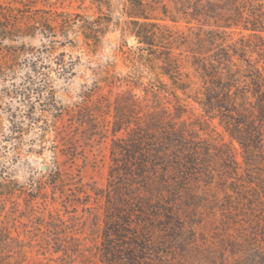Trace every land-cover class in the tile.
Instances as JSON below:
<instances>
[{"label":"rangeland","instance_id":"obj_1","mask_svg":"<svg viewBox=\"0 0 264 264\" xmlns=\"http://www.w3.org/2000/svg\"><path fill=\"white\" fill-rule=\"evenodd\" d=\"M0 6L47 18L58 32L57 44L50 30L16 41L23 54L0 82V96L32 95L28 103L4 95L0 107V264H104L109 246L125 251L133 242L145 243L143 264H264V124L234 135L228 112L206 106L233 85L246 95L240 112L254 120L264 0ZM140 24L160 32L157 51L130 32ZM91 29L96 38L88 40ZM26 50L44 57L40 74L29 71ZM222 53L233 56V84L225 71L202 68ZM11 121L24 123L25 135H13ZM152 122L180 134L149 135L163 158L184 164L179 178L162 180L164 166L145 181L122 175L129 133ZM116 124L123 130L114 134Z\"/></svg>","mask_w":264,"mask_h":264},{"label":"trees","instance_id":"obj_2","mask_svg":"<svg viewBox=\"0 0 264 264\" xmlns=\"http://www.w3.org/2000/svg\"><path fill=\"white\" fill-rule=\"evenodd\" d=\"M136 10V9H135ZM17 12V11H16ZM240 12V11H239ZM24 13V12H23ZM140 18V17H139ZM49 19L39 16H28L24 15L21 17L15 13L14 10L7 9L5 7L0 6V56L2 59H6L5 61L0 62V82L3 81L7 77V73L14 66V63L17 62L20 56L23 54L18 47L14 46L16 41L20 39H35L38 35L45 36L48 30V38H50V42L53 44H57L54 41V38H57L58 32L56 31V27H51L49 24ZM153 26L148 24H140L139 27L130 31L134 34L140 44H143L147 47H150V50L157 51L159 45L161 44L162 37L160 32L157 29H151ZM96 32L90 31V34L86 37L88 40H92L95 37ZM216 41V39H212ZM56 48H52L54 51ZM27 55H31L29 59H27V66L31 73L40 74L42 69H45L44 57L42 54L37 55L34 50H26ZM52 53V52H51ZM233 56L230 54L217 55L213 63L210 64V67L206 65L203 70L208 73L213 70L216 73L220 71H225L226 81L230 84H233L238 77H236L235 72L232 68L234 62L232 61ZM164 61L168 66V63H171L170 56L165 57ZM58 66H61V63H56ZM173 64H170V68H172ZM242 69V68H241ZM256 73L259 71L254 68ZM165 75L172 77L171 73H166ZM259 75H261L259 73ZM212 76V75H211ZM254 76V75H253ZM256 79H253V85L256 89H254L253 95L257 102V107L254 108L255 112L253 113L254 122L249 121L246 113L240 112V100L246 96L245 94L237 97L236 94L233 93V85L224 84L222 91L223 98H213L209 99L208 109L213 107L221 111L228 112V117L230 120L229 129L231 133L234 135H252L254 133H259L257 131V122L260 124H264V80L260 79L261 77L255 76ZM259 78V80L257 79ZM31 85H36V82H30ZM41 87L43 84L41 83ZM29 93H26V92ZM20 91L19 89H15V91L8 90L3 96L10 98L11 101L14 99L21 100L22 102H30L32 99V95L30 94V89ZM31 91H36L39 93L40 89H31ZM3 96H0V107L3 105ZM252 115V113L250 112ZM15 114L13 115V117ZM228 120V119H227ZM39 120H35L31 122L30 128L39 126ZM229 122V121H227ZM164 126V127H162ZM232 126V127H231ZM41 128V127H38ZM45 133L48 132L47 129H42ZM123 130L122 126L115 125L113 129L114 134H117ZM173 133L170 134L169 130L165 125L157 124L156 122H152L146 125H139L136 129L131 131L129 135H133L129 140V144L121 150V155L124 158L123 166L121 169L122 175L130 177L136 181H145L149 180V178L153 177L155 171L159 169V167L164 166L163 174H161L162 180L168 179L171 175L174 178H179L181 175V170L184 168V164L180 163L178 160H173L172 158H168L167 156L163 158L165 152L161 151L159 147L160 144H156V139L149 135H180L179 132L175 129H172ZM10 132L13 135H25L24 123H16L11 121ZM169 152V151H168ZM178 158V157H177ZM161 162V163H160ZM160 163V164H159ZM174 180V179H173ZM115 237L119 239L118 242H121L123 239L122 231L119 229H115ZM145 243H141V245L137 242H133L130 244L129 248L120 249L119 246H109L106 249L103 255V263L104 264H143L144 262V250ZM122 248V247H121Z\"/></svg>","mask_w":264,"mask_h":264},{"label":"water","instance_id":"obj_3","mask_svg":"<svg viewBox=\"0 0 264 264\" xmlns=\"http://www.w3.org/2000/svg\"><path fill=\"white\" fill-rule=\"evenodd\" d=\"M46 169V167H44Z\"/></svg>","mask_w":264,"mask_h":264}]
</instances>
